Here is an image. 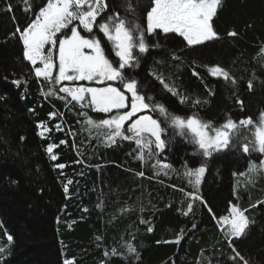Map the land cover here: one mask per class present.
I'll return each instance as SVG.
<instances>
[{"label": "trees", "instance_id": "16d2710c", "mask_svg": "<svg viewBox=\"0 0 264 264\" xmlns=\"http://www.w3.org/2000/svg\"><path fill=\"white\" fill-rule=\"evenodd\" d=\"M107 2L104 15L113 11L124 14L126 0ZM8 3L13 6L11 12L6 10ZM43 3L33 0V11L25 12L23 0H0V246L7 249L3 264H64L66 259L74 260V264H101L106 259L104 249L115 246L126 251L121 247L123 241L137 247L139 264H233L228 259L232 252L224 233L199 201L192 213L182 214L187 200L179 189L193 190L185 178L176 173L155 177L151 167L134 159V142L118 140L105 147L95 138V131L90 136L86 126L78 122L83 120L77 115L78 107L69 111L62 101L40 94V85L47 90V84L34 76L30 63L23 59L21 41L12 33L17 26L23 30L36 6ZM132 3L143 19L149 0ZM213 25L219 39L192 48L184 47L182 38L174 34L149 37L160 47L151 48L140 57V66L128 71L140 81L145 94L155 96L178 114L196 111L214 124L222 123L225 113L236 120L248 116L255 120L264 110V56L259 55L264 46V0H223ZM231 31L237 35H228ZM173 52L183 59H173ZM194 60L228 69L237 77V85L211 77L202 67L196 68L199 78L194 76ZM154 71L170 77L182 93L207 103L196 108L190 106L191 101L181 105L162 89L151 74ZM252 73L256 78L249 91L247 80ZM17 79L27 83L17 87L13 83ZM209 89L214 94L210 95ZM237 98L243 101V110ZM51 111L64 113L63 132L55 130L61 118L50 120ZM86 111L95 120L109 115ZM41 121L53 129L46 137L38 134ZM164 139H170L162 154L166 163L178 171H182L185 160L191 167L198 166L194 161L202 158L191 157L192 144L174 135L171 128ZM61 140L67 144L54 150L59 159L52 161L46 148ZM261 159L264 154H244L239 149L216 153L208 160L200 185L201 195L217 217L227 214L230 202L249 209L246 214L251 223L246 235L233 238L232 244L251 264H264V203L250 207L264 201V174L256 177L254 184L240 174L247 171L250 161L259 163ZM79 160L84 163H77ZM57 163L66 167L58 169ZM140 171L143 177L136 175ZM68 179L73 183L65 193ZM141 219L150 224L140 223ZM149 226L152 232L147 231ZM181 231L184 237L179 245L163 242L174 241ZM7 235L13 237L11 244ZM97 236L103 239L97 241ZM107 264L132 262L112 257Z\"/></svg>", "mask_w": 264, "mask_h": 264}, {"label": "snow or ice", "instance_id": "6c2138e0", "mask_svg": "<svg viewBox=\"0 0 264 264\" xmlns=\"http://www.w3.org/2000/svg\"><path fill=\"white\" fill-rule=\"evenodd\" d=\"M23 4L25 12L33 11V0H23ZM222 4L223 0H149L142 19L132 0H126L123 15L118 11L104 15L109 8L107 0H44L43 4L36 6L37 11L33 13V18L24 29L21 30L17 26L12 35L21 41L23 59L30 63L34 76L46 82L47 90L44 84L40 85V94L45 99H58L69 111H72L73 106L78 107L77 115L83 118L78 122L86 126L85 131L90 136L95 131V138L105 147H112L118 140L134 142V159L151 167L155 177H168L170 173H176L185 178L193 190L185 192L179 189L187 200L186 211H182V214L187 216L192 213L194 204L199 201L224 233L232 252L228 259L233 264H251L232 244L233 238L246 235L251 223L246 214L249 209H242L238 204L230 202L227 214L217 217L201 195L200 185L207 172L208 160L216 153L239 149L244 154H264V110L260 111L255 120L251 116L236 120L225 113L224 121L219 124L205 120L196 111L191 115H181L170 110L155 96L145 94L140 81L128 71L140 66V57L143 54L148 53L151 48L160 47L158 41L152 43L149 37L174 34L182 38L186 48L219 39L213 20ZM12 7V4L8 3L6 10L11 12ZM228 35L236 36L237 33L231 31ZM105 45L108 46L107 51ZM113 54V58H110ZM259 55L264 56V46L261 47ZM172 58L183 59L176 52L172 53ZM192 63V74L198 78L196 68L202 67L211 77L222 79L232 86L237 85V77L219 64L208 65L195 60ZM151 74L162 89L176 97L181 105H188L191 101L190 106L196 108L202 103H207L199 97L182 93L170 77L166 78L155 71ZM255 78V73H252V78L247 80L249 91L253 88ZM65 81H83L103 86L69 87L63 84ZM13 83L19 87L27 81L17 79ZM117 84L119 86H116ZM208 91L210 95L214 94L211 89ZM237 103L243 110V101L237 98ZM87 109L109 115L104 119L95 120L89 116ZM150 113H155L158 118H154ZM63 115L64 113L59 111H51L48 114L50 120H55L58 116L61 118L60 123L54 125L56 131L65 130ZM37 127L41 137H46L47 133L53 131L45 121H41ZM169 128L174 135L183 137L193 145L191 157L202 158L194 161L198 166L191 167L188 160H185L181 166L182 171H178L173 165L165 162L166 157L162 154L170 139L166 140L164 136ZM68 131L71 134V129ZM66 144L67 140H61L59 144L51 143L47 146L46 152L52 161L59 159L54 150ZM73 144L75 146V141ZM77 155H80L78 148ZM77 163L84 161L79 160ZM56 167L62 170L66 165L57 163ZM96 167L99 168V165ZM261 174H264V159L259 163L250 161L247 171L240 175L245 176L248 183L254 184L255 178ZM136 175L143 177L145 174L140 171ZM72 183L71 179L67 180L65 193L69 191L68 185ZM236 198L238 200L239 196ZM260 203L264 201H258L250 207H256ZM140 223L150 224L143 219ZM195 227L193 224V228ZM147 231L152 232L153 227L149 226ZM183 237L184 233L181 231L174 241L163 242L179 245ZM102 239L101 236L96 237L97 241ZM7 240L11 244L13 237L7 235ZM97 246L101 245L98 243ZM121 247L126 251H120L115 246L104 249L103 256L106 259L101 261V264H107L108 259L112 257L139 264L140 253L131 241H123ZM6 251V247L0 246V264H3V254ZM64 264H74V260L66 259Z\"/></svg>", "mask_w": 264, "mask_h": 264}, {"label": "rangeland", "instance_id": "374dc122", "mask_svg": "<svg viewBox=\"0 0 264 264\" xmlns=\"http://www.w3.org/2000/svg\"><path fill=\"white\" fill-rule=\"evenodd\" d=\"M82 34H85V33H82ZM39 66V65H38ZM56 73L54 72V75H55ZM83 81H81V82H67V81H65V82H63V84L64 85H66V86H69V87H71V86H79V85H84V86H103V85H96V84H89V85H86V84H84V83H82ZM69 84H73V85H69Z\"/></svg>", "mask_w": 264, "mask_h": 264}]
</instances>
